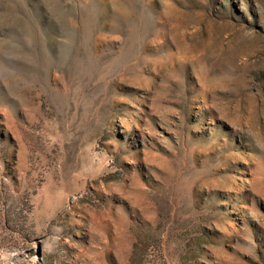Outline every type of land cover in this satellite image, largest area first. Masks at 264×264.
<instances>
[{
    "label": "rangeland",
    "instance_id": "374dc122",
    "mask_svg": "<svg viewBox=\"0 0 264 264\" xmlns=\"http://www.w3.org/2000/svg\"><path fill=\"white\" fill-rule=\"evenodd\" d=\"M0 264H264V0H0Z\"/></svg>",
    "mask_w": 264,
    "mask_h": 264
}]
</instances>
